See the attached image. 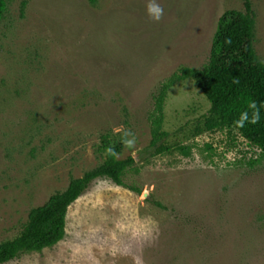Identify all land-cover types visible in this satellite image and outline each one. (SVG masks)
I'll use <instances>...</instances> for the list:
<instances>
[{"label": "rangeland", "instance_id": "1", "mask_svg": "<svg viewBox=\"0 0 264 264\" xmlns=\"http://www.w3.org/2000/svg\"><path fill=\"white\" fill-rule=\"evenodd\" d=\"M246 0H8L0 21V241L30 210L104 161L110 133L135 167L71 204L65 237L4 264H264V154L235 129L204 130L191 79L168 91L171 151H148L161 85L202 68L222 14ZM264 61V0H250ZM130 132V136H125Z\"/></svg>", "mask_w": 264, "mask_h": 264}, {"label": "trees", "instance_id": "2", "mask_svg": "<svg viewBox=\"0 0 264 264\" xmlns=\"http://www.w3.org/2000/svg\"><path fill=\"white\" fill-rule=\"evenodd\" d=\"M8 0H0V21L7 11ZM255 15L250 0L245 10L231 9L220 17L213 37L208 62L202 68L184 67L165 81L155 96V106L150 116L151 141L148 151L155 154L171 151L167 144L171 134L163 129L164 106L170 88L177 82L191 79L210 102L204 130L235 129L250 144L264 154V61L255 50ZM256 105V109L250 107ZM259 111V121L246 122L237 127L242 112L249 119ZM124 143L114 140L110 133L101 137L98 147L104 161L86 171L83 176L71 179L68 187L52 194L42 205L34 207L18 233L0 241V264L22 254L40 252L60 242L66 234L69 207L97 178L107 177L123 185L124 175L135 167L132 156L119 158ZM111 150V151H109Z\"/></svg>", "mask_w": 264, "mask_h": 264}, {"label": "clouds", "instance_id": "3", "mask_svg": "<svg viewBox=\"0 0 264 264\" xmlns=\"http://www.w3.org/2000/svg\"><path fill=\"white\" fill-rule=\"evenodd\" d=\"M146 13L151 20H153L154 22H159L164 15V10L160 6V4L156 2V0H148V3L146 5ZM250 107L253 109H256V105L254 103L251 104ZM259 118L260 117H259V111L258 110L253 112L251 119H249L248 112L245 111V112H242L240 114L239 119L234 121V123L236 124L237 127H243L246 122L253 123V124L257 123L259 121ZM124 135L130 136L131 133L125 132ZM123 143L126 147L131 148L135 144V139L134 138L125 139L123 141ZM109 151H111V150H109Z\"/></svg>", "mask_w": 264, "mask_h": 264}]
</instances>
